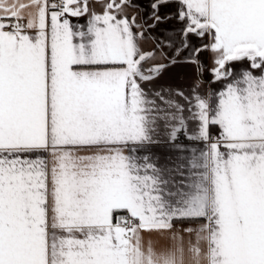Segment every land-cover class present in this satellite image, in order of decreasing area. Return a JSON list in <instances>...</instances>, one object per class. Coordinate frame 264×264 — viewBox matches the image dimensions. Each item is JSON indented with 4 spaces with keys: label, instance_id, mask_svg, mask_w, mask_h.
Returning a JSON list of instances; mask_svg holds the SVG:
<instances>
[{
    "label": "snow or ice",
    "instance_id": "snow-or-ice-1",
    "mask_svg": "<svg viewBox=\"0 0 264 264\" xmlns=\"http://www.w3.org/2000/svg\"><path fill=\"white\" fill-rule=\"evenodd\" d=\"M0 264H264V0H0Z\"/></svg>",
    "mask_w": 264,
    "mask_h": 264
},
{
    "label": "crops",
    "instance_id": "crops-1",
    "mask_svg": "<svg viewBox=\"0 0 264 264\" xmlns=\"http://www.w3.org/2000/svg\"><path fill=\"white\" fill-rule=\"evenodd\" d=\"M172 23H176L175 21H172ZM195 40V38H192ZM206 55L204 54V68L202 73L199 75V79L201 81V88L204 90H208L209 88H218L219 85L213 84L212 83V76L209 71L210 65L207 62ZM197 79V74L195 73V70L193 67L189 65H184V64H177L172 66L171 68L167 69L163 75V78L161 79V84H163L166 87H171V88H179L187 92L189 89V86ZM191 132V127L189 129ZM215 135V132H214ZM177 143L187 146V147H192L194 146L195 142L190 141L187 139L186 136L181 134L178 138ZM153 151L160 156V161L159 163H174V157L176 153L174 152H168L166 146L159 145V146H154ZM171 158V159H169Z\"/></svg>",
    "mask_w": 264,
    "mask_h": 264
},
{
    "label": "built area",
    "instance_id": "built-area-1",
    "mask_svg": "<svg viewBox=\"0 0 264 264\" xmlns=\"http://www.w3.org/2000/svg\"><path fill=\"white\" fill-rule=\"evenodd\" d=\"M214 134V133H213Z\"/></svg>",
    "mask_w": 264,
    "mask_h": 264
}]
</instances>
